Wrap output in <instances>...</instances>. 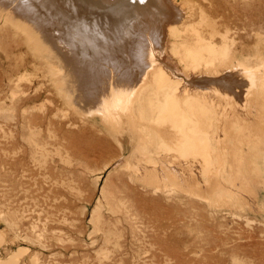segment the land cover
Instances as JSON below:
<instances>
[{"label": "rangeland", "instance_id": "rangeland-1", "mask_svg": "<svg viewBox=\"0 0 264 264\" xmlns=\"http://www.w3.org/2000/svg\"><path fill=\"white\" fill-rule=\"evenodd\" d=\"M173 1L160 60L106 116L128 78L52 1L46 31L0 0V264H264V0Z\"/></svg>", "mask_w": 264, "mask_h": 264}, {"label": "bare ground", "instance_id": "bare-ground-1", "mask_svg": "<svg viewBox=\"0 0 264 264\" xmlns=\"http://www.w3.org/2000/svg\"><path fill=\"white\" fill-rule=\"evenodd\" d=\"M46 1L47 0H20V2H18V5L16 6H18L17 8L21 10L23 13L25 12L29 14V17H31V19L34 20L36 24L38 23L43 26L40 28H44L46 31H49V27H48L49 20L46 21L44 20L45 18H43L46 14H44L43 17H40L39 15L36 14L37 12L33 13L32 11L35 4L37 3L43 4ZM50 1H52V4L55 6L56 12L60 10L62 11L63 14L65 13L67 18L63 24L66 23L67 27L72 31L70 33L73 38V43L76 44L77 42H79V44L77 45L82 46L83 49L87 50L90 54H92L93 56L92 59L94 60V63H96L97 65L96 68L97 71L99 72L103 71L107 73L108 79L114 76L118 78L120 77L123 80L124 76H126V78L128 79H130L129 76H132V84L129 83V80L127 79L125 81V84H129V85H125V84L119 85L120 87L118 88H113L111 86L110 87L108 86L106 88L107 91H105L104 94H102L99 97L98 101H95V103H97L94 104L95 108L104 110L105 111L104 114H106V116L110 115L111 108H114L116 106L126 107L128 106V103L132 101V95L135 92L136 87L142 80H144V77L147 75L149 67H152L155 63H157L160 60L162 55L160 54V52L165 50L166 47L165 32L167 25L173 21L179 22L183 17L180 8L174 3L173 0H50ZM42 13H44V11ZM44 33L45 32L43 31V34ZM150 33L154 35L151 36ZM48 34L50 36V33ZM53 44H55V42ZM58 44L60 43H57V47H59ZM145 49H148V52L145 51ZM49 62L52 63V67L55 68V70H57L59 73L61 71L63 72V67L58 62L52 59L49 60ZM144 62H146L148 65H144L145 64ZM86 73L87 72H85V70L82 69L81 65L80 66L74 65V67L69 71V75L67 72V75L69 76V78H71V81L73 80V84H72L73 86L71 90L74 91L76 90L74 82L77 81L78 76L79 75L84 76ZM136 76H141V77L140 79H138ZM133 78H135L136 81H134ZM91 89L89 91H91ZM110 90L114 92L113 95H111L112 93L110 94ZM75 95L78 98L79 94L78 96L77 93ZM80 99H82V97ZM94 106H92V108Z\"/></svg>", "mask_w": 264, "mask_h": 264}]
</instances>
